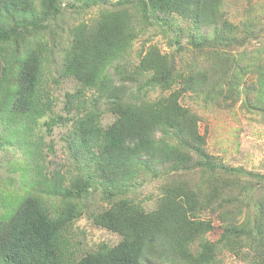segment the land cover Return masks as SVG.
<instances>
[{
	"label": "trees",
	"instance_id": "obj_1",
	"mask_svg": "<svg viewBox=\"0 0 264 264\" xmlns=\"http://www.w3.org/2000/svg\"><path fill=\"white\" fill-rule=\"evenodd\" d=\"M69 1L86 10L108 0ZM222 1L118 0L123 9L105 11L93 26L81 23L71 30L58 75L74 79L79 88L66 94L68 116H49L44 125L50 132L54 125L71 122L68 145L86 174L57 184L54 192L43 190L58 198L56 205L29 192L0 215V264H212L217 250L206 236L217 229L221 243L237 259L264 264V192L251 197L252 181L262 180L215 162L204 149L198 117L180 103L187 93H204L216 103L236 90L235 77L198 71L181 75L175 58L156 48H148L132 72L118 61L136 38L134 18L140 27L141 21L163 25L170 17L180 18L188 24L195 47H232L239 37L223 17ZM59 14L58 0H0V121L13 118L23 126L37 125L50 112L42 64L50 61L52 33L46 25ZM113 64V74L123 85L116 86L108 72ZM262 83L257 107H264V77ZM156 88L168 95L145 100L148 90ZM86 91H93L95 97H86ZM103 111L114 116L105 128L100 125ZM192 171L208 176L207 183L193 185L183 179ZM141 173L165 178L151 212L129 198ZM245 176L251 180L233 179ZM95 183L103 188L106 207L93 214L92 223L121 240L70 262L64 235L82 215L79 198ZM243 200L247 206L241 222L244 212L235 217L223 214L232 203ZM201 212L218 217V226L211 219H201Z\"/></svg>",
	"mask_w": 264,
	"mask_h": 264
},
{
	"label": "rangeland",
	"instance_id": "obj_2",
	"mask_svg": "<svg viewBox=\"0 0 264 264\" xmlns=\"http://www.w3.org/2000/svg\"><path fill=\"white\" fill-rule=\"evenodd\" d=\"M117 1L108 0L104 5L85 10L69 0H58L60 14L46 25L48 33H52L51 39H48L50 61L44 60L42 64L43 90L49 92L52 108L37 125L23 126L20 120L13 118L0 121V215L5 214L14 202L29 192L42 198L46 204L56 205L59 203L58 198L44 194L43 190L53 191L57 184H66L76 174H86L83 166L78 167L73 158V148L68 145L72 138L71 122L54 125L50 132L46 130L44 122L49 116H68L64 109L66 94H73L79 88L74 79L60 78L58 75L64 53L71 43V30L81 23L93 26L105 11L123 9L117 6ZM221 12L224 19L234 26V36L239 37L232 47H195L188 37V24L180 18H166L163 25H144L141 21V27L138 21L135 25L134 18L136 38L118 61L124 69L132 72L148 48H156L162 54L175 58L176 70L181 75L198 71L234 76L236 90L226 93L216 103L207 99L204 93L184 94L180 103L198 117L199 132L205 139L204 149L215 162L240 168L262 180L252 181L255 191L251 197H258L259 193L264 192V107L255 106V101L262 90L264 77V0H223ZM114 66L108 72L113 76L116 86L123 85L119 77L113 74ZM167 95V92L158 88L150 89L144 99L155 101ZM86 97L94 98L95 94L86 91ZM101 109L104 110L103 105ZM113 121L114 116L103 111L100 125L105 128ZM245 177L233 179L251 180ZM208 178L200 177L199 171L183 175V179L193 185L206 184ZM164 179V176L157 180L150 175L139 174L129 198L139 202L146 212L153 211ZM228 181H231V176ZM104 196L102 186L95 183L88 193L79 198L83 207L82 215L70 223L64 235L65 241L69 242L70 262L78 261L102 245L113 247L120 242L119 235L92 223L93 214L106 207ZM234 197L230 198V203ZM246 206V200H243L241 203H232L222 212L234 217L244 212L238 219L241 222ZM198 216L211 219L213 225L218 226V217L205 212ZM206 239L217 250L212 264H247L223 246L218 229L208 233ZM197 243L193 245L194 250Z\"/></svg>",
	"mask_w": 264,
	"mask_h": 264
}]
</instances>
